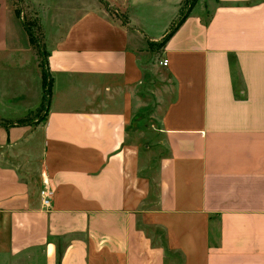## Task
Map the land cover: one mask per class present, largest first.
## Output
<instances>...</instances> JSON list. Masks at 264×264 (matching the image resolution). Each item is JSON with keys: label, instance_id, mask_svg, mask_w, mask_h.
<instances>
[{"label": "crops", "instance_id": "1", "mask_svg": "<svg viewBox=\"0 0 264 264\" xmlns=\"http://www.w3.org/2000/svg\"><path fill=\"white\" fill-rule=\"evenodd\" d=\"M67 1L41 117L0 95V264H264V0H191L160 45L188 0ZM32 56L0 0V74Z\"/></svg>", "mask_w": 264, "mask_h": 264}, {"label": "rangeland", "instance_id": "2", "mask_svg": "<svg viewBox=\"0 0 264 264\" xmlns=\"http://www.w3.org/2000/svg\"><path fill=\"white\" fill-rule=\"evenodd\" d=\"M10 1L15 5L16 10L20 12L22 21L31 34L33 56L25 66L2 71V74H0V95L20 107L42 102V108L32 111L33 115L36 113V117H41L43 103L48 98L50 88V79L46 69L47 42H45L46 36L42 31L44 19L41 16V12L44 10L45 14L48 13L49 20L54 12L63 9L69 2L67 0ZM99 1L109 14L114 15V8L106 0ZM191 4L192 1L188 0L186 5L190 6ZM35 115L32 117H35Z\"/></svg>", "mask_w": 264, "mask_h": 264}, {"label": "built area", "instance_id": "3", "mask_svg": "<svg viewBox=\"0 0 264 264\" xmlns=\"http://www.w3.org/2000/svg\"><path fill=\"white\" fill-rule=\"evenodd\" d=\"M167 61H163V65H166ZM40 199H41V205L44 209H48L51 206V199L53 195V190L48 187H43L40 189Z\"/></svg>", "mask_w": 264, "mask_h": 264}, {"label": "trees", "instance_id": "4", "mask_svg": "<svg viewBox=\"0 0 264 264\" xmlns=\"http://www.w3.org/2000/svg\"><path fill=\"white\" fill-rule=\"evenodd\" d=\"M192 5L187 6L185 11L181 14V16L179 17V19L175 22L174 26L170 29V31L168 32V34L163 38L162 42L160 44H163L165 42V40L177 29V27L183 22V20L185 19L186 15L188 14L190 8ZM31 37V34H30Z\"/></svg>", "mask_w": 264, "mask_h": 264}]
</instances>
